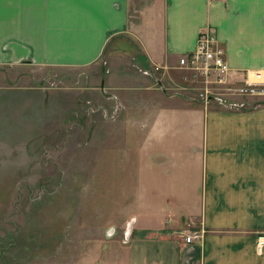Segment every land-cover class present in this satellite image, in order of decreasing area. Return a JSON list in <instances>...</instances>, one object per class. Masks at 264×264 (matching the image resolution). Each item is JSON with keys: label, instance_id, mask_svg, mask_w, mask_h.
I'll use <instances>...</instances> for the list:
<instances>
[{"label": "crops", "instance_id": "0c3cea01", "mask_svg": "<svg viewBox=\"0 0 264 264\" xmlns=\"http://www.w3.org/2000/svg\"><path fill=\"white\" fill-rule=\"evenodd\" d=\"M207 27L231 82L264 72V0H0V67L80 71L95 110L82 216L101 237L76 264H264V104L191 101L178 68ZM126 68L139 80L113 77Z\"/></svg>", "mask_w": 264, "mask_h": 264}, {"label": "rangeland", "instance_id": "374dc122", "mask_svg": "<svg viewBox=\"0 0 264 264\" xmlns=\"http://www.w3.org/2000/svg\"><path fill=\"white\" fill-rule=\"evenodd\" d=\"M126 69L113 77L139 80L136 70ZM81 76L76 70L0 67V264H76L101 237L93 217L82 216L84 183L97 160L98 121L72 90ZM192 79L185 94L198 97ZM242 84L235 79L231 87ZM226 99L255 108L264 94Z\"/></svg>", "mask_w": 264, "mask_h": 264}, {"label": "built area", "instance_id": "2783aa9c", "mask_svg": "<svg viewBox=\"0 0 264 264\" xmlns=\"http://www.w3.org/2000/svg\"><path fill=\"white\" fill-rule=\"evenodd\" d=\"M178 68L189 73L192 81L199 85L198 97H188L191 101L209 105L216 103L232 110H248L244 102H232L226 99L227 95H261L264 94V72L248 73L243 79L242 87H231V69L226 59V53L220 47L219 41L212 27L202 30L197 39L196 48L191 53L181 56ZM235 82V80H234ZM188 88L184 89L187 91ZM174 96L184 95L180 91L172 93ZM186 95V94H185ZM204 228L190 231L186 243L200 242L205 236ZM115 234L114 229L108 231L109 236ZM126 242L129 235L126 232ZM256 249L258 254L264 250V233L257 237Z\"/></svg>", "mask_w": 264, "mask_h": 264}, {"label": "trees", "instance_id": "16d2710c", "mask_svg": "<svg viewBox=\"0 0 264 264\" xmlns=\"http://www.w3.org/2000/svg\"><path fill=\"white\" fill-rule=\"evenodd\" d=\"M264 104V103H263Z\"/></svg>", "mask_w": 264, "mask_h": 264}]
</instances>
